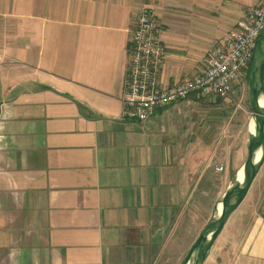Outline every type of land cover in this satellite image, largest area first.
Segmentation results:
<instances>
[{"label": "crops", "instance_id": "crops-1", "mask_svg": "<svg viewBox=\"0 0 264 264\" xmlns=\"http://www.w3.org/2000/svg\"><path fill=\"white\" fill-rule=\"evenodd\" d=\"M263 1L0 0V264H156L191 247L195 211L232 184L217 170L225 147L233 161L247 150L195 94L125 117L136 14L153 7L164 25L168 86ZM246 200L215 241L227 242L218 264H264V201Z\"/></svg>", "mask_w": 264, "mask_h": 264}, {"label": "built area", "instance_id": "built-area-1", "mask_svg": "<svg viewBox=\"0 0 264 264\" xmlns=\"http://www.w3.org/2000/svg\"><path fill=\"white\" fill-rule=\"evenodd\" d=\"M135 23L122 100L125 117L146 121L158 108L193 94L226 98L247 80L256 43L264 31V1L244 10L235 28L221 37L217 51L201 70L168 86H163L159 77L168 54L163 23L150 6L136 14ZM217 170H224V166Z\"/></svg>", "mask_w": 264, "mask_h": 264}, {"label": "water", "instance_id": "water-1", "mask_svg": "<svg viewBox=\"0 0 264 264\" xmlns=\"http://www.w3.org/2000/svg\"><path fill=\"white\" fill-rule=\"evenodd\" d=\"M264 31L259 37L249 72V93L253 112L254 130L249 131L248 157L242 171L217 200L213 215L209 218L181 264H205L213 245L223 232L233 212L247 197L261 166L264 163ZM259 152L260 157L257 158ZM221 205V209H220Z\"/></svg>", "mask_w": 264, "mask_h": 264}, {"label": "rangeland", "instance_id": "rangeland-1", "mask_svg": "<svg viewBox=\"0 0 264 264\" xmlns=\"http://www.w3.org/2000/svg\"><path fill=\"white\" fill-rule=\"evenodd\" d=\"M199 98H204V99H196V98H192V99L198 101V104L196 105L200 109L208 111L212 119H220L222 131L224 130L225 140H228L229 138L235 139L239 136L241 138L243 148L247 150V152L242 156V159L237 161V155H236V161H233L234 154L231 151L232 146H229V148L225 147V149L227 150H225L224 155L226 156V158L230 156V163L227 172L225 171V169L222 170L223 172L221 176H224L226 174V182L228 185L231 181L233 182L235 180V178L237 177L236 169L241 168V166H243L245 160L248 157L247 142L249 138V121L250 118L253 116L251 102H250V93H249V79L247 78L246 81L236 86L232 91L231 95L226 98H222V99L217 98L211 100H207L210 97L207 98L199 97ZM215 116H217L218 118ZM224 166L226 167V164H224ZM261 167L263 168L260 171V175L259 173L257 175L258 178L255 180V183L253 184L251 195H249L248 193L249 195V196L247 195L248 198L247 197L245 198V200L247 199L246 203L247 204L249 203L250 207L252 206L250 203H255V202L260 203L264 201V190H262L264 189V163ZM233 172L235 173L234 177H233ZM230 175L233 177V179H231ZM210 195L211 196L209 202V209L202 211L201 210L195 211V214H199V217H201V214L203 215L200 220L201 222L200 225H199V219L195 221V223L193 224L194 226L192 227V235L194 238L197 237V235L201 232L205 224L208 222L209 218L214 213V208L215 205L217 204V200L219 197L213 198L212 193ZM241 209L244 210L245 208H241ZM237 213L238 212L234 213V215L232 216L233 220L236 219V217L239 215ZM196 231L198 232V234L195 233ZM230 232L231 231L227 230L225 233H230ZM224 244H227V242L226 243L223 241L222 242L219 241L217 243L215 242V248L212 254L213 256L211 260H208L206 262V264H218V261L216 260H222L218 256L219 253L218 251L222 249ZM189 249L190 247L185 242L179 241L177 243V247L172 246V248H168L165 252H163V254L159 257V259H157L156 264H181Z\"/></svg>", "mask_w": 264, "mask_h": 264}, {"label": "bare ground", "instance_id": "bare-ground-1", "mask_svg": "<svg viewBox=\"0 0 264 264\" xmlns=\"http://www.w3.org/2000/svg\"><path fill=\"white\" fill-rule=\"evenodd\" d=\"M253 117L250 118V121H249V131H253L254 130V123H253ZM260 154L261 152H259L257 158L260 157ZM238 175L240 176V178L243 177V171H242V167L239 169V172H238ZM220 209H221V205H220Z\"/></svg>", "mask_w": 264, "mask_h": 264}, {"label": "trees", "instance_id": "trees-1", "mask_svg": "<svg viewBox=\"0 0 264 264\" xmlns=\"http://www.w3.org/2000/svg\"><path fill=\"white\" fill-rule=\"evenodd\" d=\"M249 72H250V68H249V71H248V79H249ZM263 78H264V71H263Z\"/></svg>", "mask_w": 264, "mask_h": 264}]
</instances>
